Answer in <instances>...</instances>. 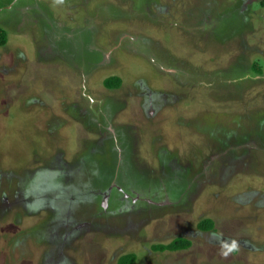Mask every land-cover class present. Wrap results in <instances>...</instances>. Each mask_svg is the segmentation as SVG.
Here are the masks:
<instances>
[{
  "label": "rangeland",
  "instance_id": "obj_1",
  "mask_svg": "<svg viewBox=\"0 0 264 264\" xmlns=\"http://www.w3.org/2000/svg\"><path fill=\"white\" fill-rule=\"evenodd\" d=\"M0 27V264H264V0H0Z\"/></svg>",
  "mask_w": 264,
  "mask_h": 264
},
{
  "label": "trees",
  "instance_id": "obj_2",
  "mask_svg": "<svg viewBox=\"0 0 264 264\" xmlns=\"http://www.w3.org/2000/svg\"><path fill=\"white\" fill-rule=\"evenodd\" d=\"M7 42V32L0 27V45H4ZM121 78L113 76L105 80V85L108 88H118L121 86ZM212 223L211 221H206L205 224H202V228H209ZM191 241L186 238H177L173 242L168 244L155 245L154 249L157 251H179L189 248ZM136 261L135 254L124 255L120 258L118 264H134Z\"/></svg>",
  "mask_w": 264,
  "mask_h": 264
}]
</instances>
